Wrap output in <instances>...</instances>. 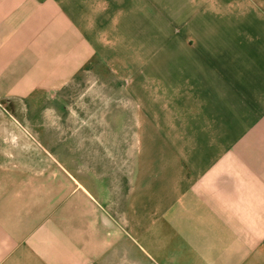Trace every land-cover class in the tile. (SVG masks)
<instances>
[{"label":"crops","instance_id":"0c3cea01","mask_svg":"<svg viewBox=\"0 0 264 264\" xmlns=\"http://www.w3.org/2000/svg\"><path fill=\"white\" fill-rule=\"evenodd\" d=\"M241 1L202 10L224 14L221 40L203 16L185 51L119 70L103 28L134 25L129 2L0 0V264H119L136 247L143 264H264V0ZM106 88L131 102L110 166L52 165L27 126L54 142L97 124L71 93Z\"/></svg>","mask_w":264,"mask_h":264},{"label":"rangeland","instance_id":"374dc122","mask_svg":"<svg viewBox=\"0 0 264 264\" xmlns=\"http://www.w3.org/2000/svg\"><path fill=\"white\" fill-rule=\"evenodd\" d=\"M124 1L129 2V6H132L131 8L134 6L136 9L135 16L137 19L133 22L134 25L127 20L123 21L121 18L119 27L112 26L108 21L103 28V52L105 56L109 54L110 57L116 60L112 62L114 63L112 67L119 68V70L127 69L129 65L131 67L134 64L137 69H143L146 52H151L152 54L153 61L151 64L158 65L154 59L160 52H169L168 48L171 47L177 49L178 52L185 51L184 48L187 46V43L191 44L195 39V20L199 21L203 16L208 15L211 16L208 17V20L214 21L216 20V16H224L223 13H203L202 10L209 4L218 6L242 3L241 0H151V19L145 21L143 18L145 14L143 0ZM132 3L135 5H132ZM228 15L234 18L241 16L240 13ZM222 20H220L221 23L216 20L214 28L217 40H221L224 36L225 30L222 27ZM152 68L158 67L152 66ZM92 87L94 89H102L98 81H95ZM71 96L73 101H89L88 115L97 117L101 121L92 125L84 124L80 127L79 131H75L72 134H67L68 131L64 133L59 127L57 130L53 129L52 132L56 135L58 134L54 142H46L42 139L43 134H46L47 126L45 127V125L27 126L29 132L39 137L40 143L43 145V149L40 148L43 157H47L48 152H51L55 156L57 162H51L52 165L60 164L72 170H76L81 166L109 167L111 158L109 159L106 152L116 149V135L128 136L129 125L126 121L121 120L119 122L115 118L119 113L122 118L127 117V109L121 108L124 102L125 105H129L130 101L127 100L129 99L127 93L120 94V106L116 105V96L113 98L111 91L107 88L103 89V92H80V89H78L77 91H73ZM99 100L104 102V106L100 105L96 109L93 104L91 105V101ZM69 104L71 102H67L66 105L68 106ZM83 110L76 109L79 115L86 117ZM43 111L40 110V114L37 116H44ZM58 112L64 116L66 115L64 109H60ZM227 127L225 126V128ZM3 131L10 132V130L5 129ZM81 133L98 135V138L82 137ZM126 144L125 140L124 143H121V148H127ZM75 175L79 177L80 174L76 173ZM91 175L92 172L88 173L87 177ZM106 177L107 175L104 176L103 183H107ZM128 258L140 264H143L145 260L137 247L134 255L130 254L129 257L122 256L118 263L128 264Z\"/></svg>","mask_w":264,"mask_h":264}]
</instances>
